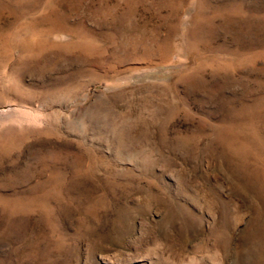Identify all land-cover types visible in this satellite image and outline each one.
<instances>
[{"label": "rangeland", "instance_id": "1", "mask_svg": "<svg viewBox=\"0 0 264 264\" xmlns=\"http://www.w3.org/2000/svg\"><path fill=\"white\" fill-rule=\"evenodd\" d=\"M0 264H264V0H0Z\"/></svg>", "mask_w": 264, "mask_h": 264}]
</instances>
